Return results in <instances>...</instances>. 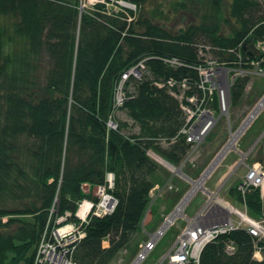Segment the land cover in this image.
I'll return each instance as SVG.
<instances>
[{
    "label": "trees",
    "instance_id": "16d2710c",
    "mask_svg": "<svg viewBox=\"0 0 264 264\" xmlns=\"http://www.w3.org/2000/svg\"><path fill=\"white\" fill-rule=\"evenodd\" d=\"M190 1H175L172 12L199 16ZM131 2L140 14L130 22L123 13H110L104 2L82 8L81 0H0V264H34L47 225L56 226L67 211L78 220L79 203L99 201L93 189L107 184L108 172L115 178L107 191L117 205L111 213L90 216L74 259L76 264H112L145 228L146 211L158 215L160 202L152 203L150 192L164 177L149 151L178 166L192 146L181 132L186 116L172 93L182 89L168 81L187 80L182 103L189 104L188 97L204 95L195 68L204 63L199 45L210 46L232 70L239 61L250 68L251 59L264 56L256 48L264 43L260 0H229L227 11L224 0H199L208 2L209 13L179 29L158 19L165 16L163 9L158 15L147 9V0ZM252 47L259 54L246 58ZM174 58L185 65L171 66L168 60ZM140 61L146 66L142 78L126 79L123 105L116 106L122 76ZM232 75L234 106L249 80ZM214 91L212 105L218 109ZM262 146L259 160L264 162ZM200 170L185 171L195 178ZM238 185L225 190L228 200L263 217L260 189L252 186L243 196ZM186 189L183 184L172 202ZM230 241L236 245L233 254L226 251ZM255 241L246 229L221 235L204 248L200 264H264V240L257 241L262 260L254 258Z\"/></svg>",
    "mask_w": 264,
    "mask_h": 264
},
{
    "label": "rangeland",
    "instance_id": "374dc122",
    "mask_svg": "<svg viewBox=\"0 0 264 264\" xmlns=\"http://www.w3.org/2000/svg\"><path fill=\"white\" fill-rule=\"evenodd\" d=\"M99 1V0H98ZM123 1L131 2V0H100L99 2H106V6L111 10H119L121 11L122 8H125V5L122 4ZM177 0H147L146 7L148 10H155L156 14H160L159 10L163 9L165 11V16L159 15L158 19H161L169 26L175 27L179 29L191 22H200V18L205 13H209V4L206 2L205 4H201L199 0H194L195 5H192L193 9L200 10V15L195 16L194 13L189 11H182L173 13V3ZM224 11H227L229 6V0H224ZM90 0H81V5L83 8H89L90 6L94 5L90 3ZM192 2V0L190 1ZM261 3H264V0H260ZM133 3V2H132ZM136 5V4H135ZM161 8V9H160ZM129 9V8H128ZM135 12L132 16L133 19L137 20L140 14V8L138 5L133 6L132 8ZM225 17H228V12L224 13ZM223 29L225 32H229L228 27L224 24ZM199 56L206 60H211L209 62L213 63L215 66L211 69L210 76L208 77L209 86L216 90L218 96V109L214 111L209 109V104L204 103L203 105L192 102L193 106H190V111L182 109L186 116L185 126L184 128L189 129L192 136V146L188 153L184 156L181 164L175 166V169H172L170 166L161 163L156 159L155 155H159L164 161H166L169 165H173L166 159H164L160 154L155 153L153 150L149 151V155L154 158L161 166L160 174L164 177L163 183L157 184L153 189H151V197L152 203L154 201H159V210L158 215H154L151 209L146 211L145 217L143 219V227L145 228L140 230L138 233H135L132 237V241L130 242L129 246L121 251L119 256L113 261L112 264H131V262L135 259L138 253L141 251L143 246L146 242L150 239V234L157 231L161 225L164 223L167 216H169L173 211L176 209L180 201L186 195V193L191 188L190 178L198 179L203 171L208 167L211 161L214 159L216 154L222 149V147L229 141L231 138L232 133L238 130V128L242 125L246 117L249 113L253 110V108L258 104L260 99L264 96V71L261 69L262 64L264 62V56L259 60L256 61L251 59V63H249L252 67L248 68L242 67V62L239 61L240 66H236L234 70H232L228 65L220 63L215 58V52L211 50L210 46H204L203 44L199 45ZM257 49L262 51V49L257 45ZM255 47L250 48L247 51L246 58H251L255 52L259 54V51ZM263 52V51H262ZM264 53V52H263ZM242 54V53H241ZM244 56L240 57L242 60ZM208 62V63H209ZM207 63V64H208ZM178 64V63H175ZM248 64V61L247 63ZM181 63L178 65H173V67L180 66ZM185 63L182 64V66ZM209 65V64H208ZM225 68V69H224ZM200 73V71L198 70ZM236 72L240 76H245L248 78L249 83L246 88L245 96L239 101L236 105L231 106V85H229V81L232 80V73ZM125 74L122 76V80ZM201 76V74H200ZM137 78H140L141 75H136ZM223 79V82L221 80ZM231 79V80H230ZM126 80L123 81V84ZM232 83V82H231ZM123 86V85H122ZM228 87V99L227 102L222 99V93ZM187 87L182 86L181 93H173L174 96L180 101L181 108L182 106L187 105L186 103H182L184 98V94ZM230 90V91H229ZM215 92V91H214ZM230 92V93H229ZM121 98H124V92H122ZM118 114L126 118L125 111H118ZM213 117V120H210L211 127L209 129L207 126V130L203 131L201 134L202 136H196L195 132L197 133L200 131L202 124L210 118ZM257 123V125H256ZM255 125V126H254ZM188 127V128H187ZM185 129V130H186ZM185 134V131L183 132ZM211 135V136H210ZM208 136H210L208 138ZM208 138V139H207ZM261 140H263L261 142ZM264 143V109L260 112V114L255 118V120L251 123L249 128L245 131L242 137L239 139L237 144L234 148H232L219 164V166L214 170L212 175L206 180L204 184L205 190L200 189L196 195L191 199L189 204L184 209V212L174 221L167 226L166 231L162 234V236L158 239L156 244L154 245L149 254L141 260V264H157L159 260L171 250V248L175 245V243L180 240V235H183L182 240H185L184 234L185 233H193L190 231L192 229L198 230L200 227H204L206 221V214L210 210L209 205V192H218L221 198H224L226 201L229 202L227 196L225 195V190L228 187L238 185L241 182L245 181L246 176L249 174L250 168L253 167L255 164L264 166V162L259 160V157L262 153ZM163 147H168L166 141L161 142ZM250 153V154H249ZM174 166V165H173ZM200 169V172L195 178L189 176L185 170L188 171H195ZM264 168V167H263ZM181 169V170H180ZM110 173V172H108ZM107 173V176H108ZM114 175V174H113ZM115 178V177H114ZM105 185H103L106 189L109 185L108 180H106ZM187 187L185 193L177 202H172L174 194H176L182 185ZM113 187V186H112ZM111 187V188H112ZM85 189L87 192L90 191V186L85 185ZM99 186L93 189L94 195L99 198V201L103 196L98 193ZM108 192V191H107ZM109 193V192H108ZM111 194V193H109ZM112 195V194H111ZM113 196V195H112ZM231 202V201H230ZM229 202V203H230ZM232 203V202H231ZM115 206L113 207L112 211L109 209L108 213L114 211ZM207 209L208 211L204 213L199 212L202 209ZM89 210V209H88ZM87 210V211H88ZM87 211L85 213H87ZM84 213V214H85ZM197 218V219H196ZM264 217L257 218L261 221ZM192 219H196L191 221ZM157 221V222H156ZM264 225V220H263ZM49 224V223H48ZM49 225L45 228L48 229ZM50 229V228H49ZM44 230V231H45ZM44 233V232H43ZM42 238V237H41ZM105 245L108 246L109 243L105 242ZM39 247V246H38ZM205 247H203L204 250ZM148 252V251H147ZM203 252V251H202ZM147 254V253H146ZM263 256V254H262Z\"/></svg>",
    "mask_w": 264,
    "mask_h": 264
},
{
    "label": "built area",
    "instance_id": "2783aa9c",
    "mask_svg": "<svg viewBox=\"0 0 264 264\" xmlns=\"http://www.w3.org/2000/svg\"><path fill=\"white\" fill-rule=\"evenodd\" d=\"M100 1V0H99ZM98 0H93L90 3L96 4L99 2ZM106 3V2H104ZM127 3V4H124ZM125 5V8H122L121 11L119 10H111L107 7L109 12H115L123 13L126 15V18L128 21H132L134 10L132 9L133 6H136L135 3L132 2H126L123 1ZM94 5L90 6L93 7ZM129 8V9H128ZM130 11H133L130 12ZM259 46L264 51V45L260 42ZM211 60H204V63L196 66L195 68L200 71V84L199 87L202 88L204 95L201 97V99L197 98L195 95L188 97L189 104L182 106L183 109L190 111V106L192 105V102H196L201 105L204 103L209 104V109H211V102L213 101L214 97V89L209 86L208 77L210 76L211 69L215 66H213ZM209 62V63H208ZM168 63L171 64V66L178 65L181 63L180 66H182V62L178 59H169ZM178 63V64H175ZM209 65H208V64ZM177 66V67H180ZM145 63L144 61H140L137 65H134L130 70H128L125 73V76L123 80L121 81V84L118 88V92L116 95V106L120 107L123 105L124 98H121L122 95V88H123V81L126 80L130 75H141L140 78H142L143 70L145 69ZM225 69V68H224ZM137 78V77H136ZM168 84L170 86L179 85L182 89V86L188 88L187 80L184 79L180 83H177L175 80H169ZM172 93H177L175 91H172ZM180 94V93H178ZM213 111V110H212ZM110 126L116 127V124L110 121ZM188 128V127H187ZM183 129V132L185 131V134H187V139L189 142L192 143V136L189 129ZM257 169L260 170V176L258 177V181L252 180V176L255 175ZM107 180L109 182L108 187L111 188L114 186V175L113 173H108ZM255 185V186H262L263 190V198H264V170L261 165L255 164L253 167L250 168L249 174L246 176L245 181L239 184L238 189L245 193V191L248 189L249 186ZM106 187V186H105ZM104 186H99L98 193L102 195L103 199L102 201L95 202L92 199L84 198L79 203V208L76 213V217L78 220L72 219V212L67 211L65 214L59 216L56 220V226L52 228H48L44 231L42 238L39 243L38 251L36 254V259L34 261V264H76L74 259V253L78 246V244L82 241V239L86 236V227L89 224L90 216L91 215H97L102 216L107 214L110 211H112L113 207L115 206V203L117 202V199L109 194L107 192V189ZM85 202L89 203V210L87 213L80 215L79 210L83 206ZM232 205V204H231ZM234 208L230 210L229 213L220 211L223 216H215L211 213L206 214L204 218L207 220L204 224V227H200L198 230L192 229L190 231V234H194V236H198V239L201 241L202 247L199 250H194L193 246L195 242H189L186 238L185 240H178L175 245L171 248V250L177 249V252L174 255H171L169 257L164 256L159 260L157 264H200V257L201 253L203 251V247H206L207 244L216 241L221 235L228 234L233 230L237 229H246L254 238H256V251L254 253V258L261 260L262 257V247L258 245L257 241L264 240V225H263V219L258 220L254 217H252L249 212L245 209L238 208L234 205H232ZM211 209V208H210ZM55 211L54 208L51 209V212ZM206 212V211H204ZM264 217V214H263ZM164 233V232H163ZM156 244V243H155ZM154 244V245H155ZM152 245V247L148 250V252L145 253L144 258L149 254L152 248L155 247ZM181 248H183V251L181 252ZM170 250V251H171ZM236 250V245L233 241H230L226 245V251L229 254H233ZM142 258V261L144 260ZM164 258V259H163Z\"/></svg>",
    "mask_w": 264,
    "mask_h": 264
},
{
    "label": "bare ground",
    "instance_id": "6f19581e",
    "mask_svg": "<svg viewBox=\"0 0 264 264\" xmlns=\"http://www.w3.org/2000/svg\"><path fill=\"white\" fill-rule=\"evenodd\" d=\"M93 1V0H90ZM127 4V3H124ZM83 8V7H82ZM222 82L223 79L221 78ZM198 84H200V81L198 82ZM199 86V85H198ZM227 89L223 91L222 93V99L224 101L227 102L228 99V87H226ZM264 109V96L260 99V101L258 102V104L253 108V110L249 113V115L246 117V119L244 120V122L242 123V125L238 128L237 131H235L234 133H232L231 138L229 139V141L222 147V149L216 154V156L214 157V159L211 161V163L208 165V167L203 171L202 175L198 178V179H192L190 178V183L191 188L189 189V191L186 193V195L183 197V199L180 201V203L178 204V206L176 207V209L173 211V213H171L169 216H167V218L165 219L164 223L161 225V227L153 232L152 234H150V239L148 242L145 243V245L143 246V248L141 249V251L138 253V255L135 257V259L131 262V264H141V260L143 258V256L145 255V253L152 247V245H154L158 239L162 236L163 232L166 231V227L169 226L175 218L179 217L183 212L184 209L186 208V206L189 204V202L191 201V199L196 195V193L200 190L203 189L205 190L206 188H204V184L206 182V180L212 175V173L214 172V170L219 166V164L222 162V160L225 158L226 154L235 147V145L237 144V142L239 141V139L242 137V135L245 133V131L249 128V126L251 125V123L255 120V118L260 114V112ZM210 120H213V117L210 116V118H208L207 120H205V122L202 124L200 131H198L197 133L195 132L196 136H202V132L209 129L211 127V123ZM209 125V126H208ZM208 126V128H207ZM207 128V129H206ZM184 127L182 128L181 132H183ZM158 159V161H160L163 164H166L168 166H170L172 169H175L176 171H179V169H176L175 166L173 165H169L166 161H164L159 155H155ZM264 167V166H262ZM264 170V168H263ZM260 170L257 169L256 173L254 176H252V180L254 181H258V177L260 176ZM239 186V185H238ZM256 187L260 189L261 192V199H262V205L264 207V198H263V190H262V186H255V185H251L248 187V189L250 187ZM248 189L245 191V193H242L239 189V191L242 193V195L244 196L246 194V192L248 191ZM209 196H210V200H209V207L211 208L209 213L215 215V216H223V214L220 213V211H224L229 213L230 210L232 208H234L228 201H226L224 198H221L218 194V192H209ZM238 208H242L248 211V208L245 205H235ZM89 208V203L85 202L83 204V206L81 207V209L79 210V214L82 215L84 214ZM204 211H208L207 209H202L199 212V216L204 213ZM202 212V213H201ZM201 213V214H200ZM197 219V218H196ZM196 219H192L191 221H194ZM183 235H180V238L182 239ZM184 237L189 241V242H195L193 248L194 250H199L202 245H201V241L198 239V236H194V234H190V233H185ZM212 243V242H211ZM210 244V243H209ZM208 245V244H207ZM206 245V246H207ZM183 251V248H181V252ZM177 252V249L168 251L165 255V257H169L171 255H174ZM163 258V259H164Z\"/></svg>",
    "mask_w": 264,
    "mask_h": 264
},
{
    "label": "water",
    "instance_id": "95a60500",
    "mask_svg": "<svg viewBox=\"0 0 264 264\" xmlns=\"http://www.w3.org/2000/svg\"><path fill=\"white\" fill-rule=\"evenodd\" d=\"M229 85H230V81H229ZM230 91V90H229ZM230 93V92H229ZM181 170V169H180Z\"/></svg>",
    "mask_w": 264,
    "mask_h": 264
}]
</instances>
